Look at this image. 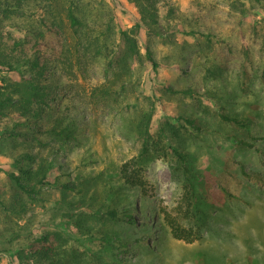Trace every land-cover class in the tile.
I'll list each match as a JSON object with an SVG mask.
<instances>
[{
  "label": "rangeland",
  "instance_id": "rangeland-1",
  "mask_svg": "<svg viewBox=\"0 0 264 264\" xmlns=\"http://www.w3.org/2000/svg\"><path fill=\"white\" fill-rule=\"evenodd\" d=\"M106 1L120 27L142 23L131 0ZM156 7L162 34L142 23L138 37L143 51L146 44L153 50L157 68L134 62L117 78L93 60L85 76L69 79L83 134L62 146L63 155L47 149L42 155L53 161L51 182L60 175L80 192L63 196L48 185L36 199L19 196L9 186L13 159L0 139V264L30 261L18 253L47 233L56 249L53 261L41 264H264V0H158ZM125 45L121 39L122 51ZM110 85L111 95L97 89ZM168 85H193L196 95L174 94ZM72 103L71 96L63 106ZM151 103L152 131L169 121L179 137L172 131L164 153L139 166L146 189L136 194L120 167L140 152L134 125ZM219 108L242 117L247 129L222 120ZM180 111L197 115L206 130L184 128L172 118ZM233 134L255 145L236 144ZM168 144L204 171L199 206L195 197L184 198L181 161ZM128 199L142 208L149 199L156 217L153 208L131 209L136 223L128 230ZM176 225L193 240L177 236ZM121 241L131 263L121 257Z\"/></svg>",
  "mask_w": 264,
  "mask_h": 264
},
{
  "label": "trees",
  "instance_id": "trees-1",
  "mask_svg": "<svg viewBox=\"0 0 264 264\" xmlns=\"http://www.w3.org/2000/svg\"><path fill=\"white\" fill-rule=\"evenodd\" d=\"M131 1L139 7L142 23L148 32L162 34L157 18L158 0ZM142 23L136 22L131 28L120 27L106 0H0V139L5 142L7 153L13 159L14 169L8 175L11 181L9 186L16 194L36 199L48 185H57L63 196L69 191H81L75 182L58 181L60 175L54 178V182L50 181L49 174L54 164L42 155V151L47 149L55 155H63L62 146L77 141L83 134L85 118L76 109L73 95L75 85L69 79L74 75L85 76L93 60H102L104 71L117 78L121 77L123 69H129L130 63H149L154 68L158 67L150 46L146 44L142 50L138 37ZM185 33L198 34L195 30ZM121 39L126 44L123 51L120 49ZM124 83H128V80ZM104 88L97 89L111 95L112 85ZM167 89L183 97L195 96L197 91L193 85H168ZM121 93L119 91L118 95ZM71 96L72 105L63 106L64 99ZM219 109L222 120L247 129L249 123L242 117ZM154 115L155 105L151 103L148 111L143 112L134 125L141 142L140 152L120 167L124 183L136 194L138 191L145 193L146 189L137 173L139 166L164 153V142L170 139L172 131L179 137V129L169 121L152 131ZM172 118L196 133L206 130L197 115L180 111L172 114ZM229 138L239 145H255L239 135L233 134ZM260 138H264V135ZM168 145L181 161L187 187L184 198L191 201L195 197L196 201L199 200V206L204 196V171L193 168L182 148ZM61 167L58 166V169L61 170ZM131 203L133 206H129ZM128 206V230L136 223L134 210L131 209L140 212L145 209L146 213L147 208L154 207L149 199L143 202V208L132 199H128ZM109 213L114 215L115 209ZM153 217H156L155 210ZM183 230L176 225V231H180L176 233L177 236L192 241L186 233H181ZM134 232L138 234L136 229ZM50 235L44 234L36 242H30L24 254H21L22 250L18 253L19 260L23 262L31 258L25 264L53 261L56 246ZM127 245L124 241L120 242L121 257L131 263Z\"/></svg>",
  "mask_w": 264,
  "mask_h": 264
}]
</instances>
